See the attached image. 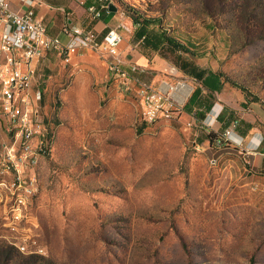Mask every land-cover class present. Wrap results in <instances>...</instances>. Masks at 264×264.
<instances>
[{
  "label": "rangeland",
  "instance_id": "rangeland-1",
  "mask_svg": "<svg viewBox=\"0 0 264 264\" xmlns=\"http://www.w3.org/2000/svg\"><path fill=\"white\" fill-rule=\"evenodd\" d=\"M149 4L145 15L167 36L192 40L199 67L223 74L222 91L202 100L227 109L224 122L187 111L199 84L167 52L151 89L184 82L191 91L152 125L141 119L139 84L103 92L109 82L67 65L57 76L40 60L32 90L46 142L21 209L0 173V264H264V0ZM12 140L0 113V145Z\"/></svg>",
  "mask_w": 264,
  "mask_h": 264
},
{
  "label": "built area",
  "instance_id": "built-area-1",
  "mask_svg": "<svg viewBox=\"0 0 264 264\" xmlns=\"http://www.w3.org/2000/svg\"><path fill=\"white\" fill-rule=\"evenodd\" d=\"M20 1L29 7L37 2ZM74 1L84 5V0ZM154 1L93 0L86 12L91 21L98 20L102 12L108 13L110 4H116L121 10L124 6L144 13L145 5ZM60 32L66 38L65 43L60 37L47 34L46 27L32 10L18 13L10 8L8 0H0V113L13 134L9 144L0 145V173L10 178L16 209H21L34 191L35 178L26 174L28 169L37 166L46 142V127L37 107L41 91L34 92L32 86L37 83V64L48 53L57 54L64 65L71 64L73 56L83 49L104 56L108 71L116 82L140 85L141 119L146 125L169 118L186 97L185 91L175 89L176 92L167 93L166 85L164 89L153 90L130 76L122 67L119 50L122 37L117 29L108 31L101 39L93 30L73 31L67 25ZM177 85L189 87L184 82ZM220 112V109L209 110L204 123L216 122ZM230 134V130H225L224 135ZM256 140L252 144L258 147L261 140Z\"/></svg>",
  "mask_w": 264,
  "mask_h": 264
},
{
  "label": "crops",
  "instance_id": "crops-1",
  "mask_svg": "<svg viewBox=\"0 0 264 264\" xmlns=\"http://www.w3.org/2000/svg\"><path fill=\"white\" fill-rule=\"evenodd\" d=\"M8 1L10 8L15 12L23 13L27 10H32L35 17L39 18L42 21V24L46 27L47 34L60 37L63 43L66 42V38L61 34L60 30L64 25L69 26L73 31L93 30L100 39L107 33V31L117 29L122 37L119 50L122 57L123 69H125V71L136 81L140 82L138 77L140 76L141 79H144L140 83H145L149 87H151V83L148 80L152 77V72H157L159 68H166V65L163 64L165 62H163L157 53L151 54L144 51L140 47V44L137 41H134L135 27L132 24L131 19L119 8L116 12H111V14L102 12L98 20L91 21L87 15L86 7L91 5L93 0H84V5H81L74 0H37V2L33 3L30 7L22 3L20 0ZM109 3L110 2H108V4ZM113 5L116 6V4ZM124 30L127 32L133 31L131 38L126 35V40V36L124 37ZM54 54L55 53H48L41 61H43L45 67L54 70L57 76H59L64 72V64L60 62L62 66H57V63H52V60L55 57H59L57 54ZM196 59L197 58L193 59V62L199 67ZM67 66L72 72L77 71L87 74L91 83H93V81L96 84L109 82V84L102 87L103 92L105 88H114L118 83L109 73L104 62V56L97 52L87 49L80 50L75 56H73L71 64ZM173 68L177 73H181L187 78L192 79L174 65ZM199 68L203 69L201 67ZM133 86L135 85L133 84ZM211 109H220L221 112L218 115L217 122L223 123L227 109H224L223 106L218 103L212 104L209 110ZM209 110H207V112ZM256 142L257 140H254L253 143Z\"/></svg>",
  "mask_w": 264,
  "mask_h": 264
},
{
  "label": "trees",
  "instance_id": "trees-1",
  "mask_svg": "<svg viewBox=\"0 0 264 264\" xmlns=\"http://www.w3.org/2000/svg\"><path fill=\"white\" fill-rule=\"evenodd\" d=\"M122 8L127 12L128 15L126 12L125 14L131 19L135 27L134 41H137L144 51L157 53L160 58H164L161 53L167 52V54L171 56L172 64L199 84V87L190 96L186 107L187 111L194 113L199 121L203 120L205 113L209 110L213 102H203L202 93L203 91L210 93L221 92L224 83L227 82L223 74L197 67L193 59L201 56L192 47L194 45H192V40L185 37L184 40L181 41L175 36H167V33L164 32L161 27V19L151 18L146 16L145 13H140L124 6H122ZM108 13L111 14L110 11ZM230 85L240 90L249 103H257L259 101L256 97H253L252 100H248V95L250 94L245 88L234 83H230ZM208 139L211 144L215 141V138L211 136H208Z\"/></svg>",
  "mask_w": 264,
  "mask_h": 264
},
{
  "label": "bare ground",
  "instance_id": "bare-ground-1",
  "mask_svg": "<svg viewBox=\"0 0 264 264\" xmlns=\"http://www.w3.org/2000/svg\"><path fill=\"white\" fill-rule=\"evenodd\" d=\"M180 86V88L179 89H181V91H185V94L187 95L188 94V92H190L191 91V87H187V88H185L186 86H184V85H179ZM178 86V87H179ZM166 89H172L170 86H166V88H165V90ZM174 89V88H173ZM176 89H178V88H176ZM178 89V90H179ZM173 97L174 98H176L174 95H173ZM211 115H212V113H210ZM214 124V123H213Z\"/></svg>",
  "mask_w": 264,
  "mask_h": 264
},
{
  "label": "water",
  "instance_id": "water-1",
  "mask_svg": "<svg viewBox=\"0 0 264 264\" xmlns=\"http://www.w3.org/2000/svg\"><path fill=\"white\" fill-rule=\"evenodd\" d=\"M117 9H118V7L117 6H114L113 4H110L109 6H108V10L110 11V12H116L117 11Z\"/></svg>",
  "mask_w": 264,
  "mask_h": 264
}]
</instances>
